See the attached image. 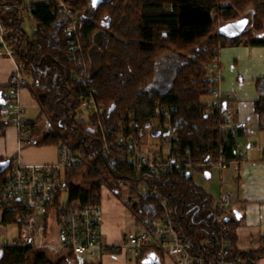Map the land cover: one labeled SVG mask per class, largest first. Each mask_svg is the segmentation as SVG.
Segmentation results:
<instances>
[{"label": "trees", "instance_id": "1", "mask_svg": "<svg viewBox=\"0 0 264 264\" xmlns=\"http://www.w3.org/2000/svg\"><path fill=\"white\" fill-rule=\"evenodd\" d=\"M18 1L0 0L1 18L26 87L40 107L39 117L26 122L29 131L36 134L40 121L45 122L49 130H44V143L96 152L67 168L69 204H101L103 186L120 194V181L132 184L134 196L145 185L158 197L130 203L135 220L161 217L165 210L160 200L165 198L176 230L191 237L202 253L217 257L219 245L206 244L221 234L217 201L195 182L194 173L210 166V159L223 156L236 162L239 156L237 137L219 128L221 111L214 109L213 95L217 83L209 65L222 47L264 45V0H102L97 5L92 0L37 1L32 33L13 6ZM243 17L250 24L239 35L220 33L223 24ZM70 25L75 31L67 30ZM72 41L76 45L70 50ZM256 89L255 111L264 130V77L257 79ZM84 100H94L103 112L87 111ZM9 124L0 122V135ZM121 135L137 136L142 149L151 135L154 155L163 158L171 148L180 166L158 174L148 165H132L130 142H120ZM238 225L233 214L226 217L227 258L257 264L264 251L239 250ZM153 251L162 262L163 253ZM55 252L52 257L54 252L45 249H0V264H71L69 253Z\"/></svg>", "mask_w": 264, "mask_h": 264}, {"label": "built area", "instance_id": "2", "mask_svg": "<svg viewBox=\"0 0 264 264\" xmlns=\"http://www.w3.org/2000/svg\"><path fill=\"white\" fill-rule=\"evenodd\" d=\"M43 1L50 4L54 0ZM13 6H17L25 18L34 19L36 10L33 0H20ZM1 14L0 4V55L15 58L16 48L14 42L7 38L8 29ZM67 30L75 31V25H70ZM75 45L76 43L72 41L70 50H73ZM216 62L218 61L209 65V72L216 67ZM16 66L17 69L12 77L13 83L5 93L1 114L18 127L23 137V144L28 145L34 143V140L30 137L31 132L26 125V109L18 100L19 90L27 86V80L21 73V64L18 63ZM212 78L217 83L213 92L216 99L214 109L221 111L219 128L235 137L237 128L232 123L231 111L224 105L225 98L220 89V77ZM82 106L87 111L103 112V108L98 107L94 100H84ZM241 125L245 126L246 123L243 122ZM150 136L146 138V143L151 139ZM126 140L130 142L129 161L134 166L148 165L158 174L180 166L178 156L175 151H171V148L166 156L161 158V156L156 157L154 152L150 153L149 149L148 151L142 149L137 136L121 135L119 138L120 142ZM166 143L169 145L170 141L166 140ZM238 146L239 143L237 148ZM95 153V151L87 153L83 150H74L68 144L61 143L58 160L53 164H24L19 159L8 162L10 165L8 174L6 179L0 182V211L4 214L3 226H13L16 231L7 238L6 229H0V249L31 247L48 251H66L71 257V264H85L88 254L97 248L107 247L101 243L98 233L103 218L102 205H70L69 199L63 200L64 191L68 192L67 168L82 164L86 158H93ZM238 154L244 155L242 151ZM227 163L228 160L221 156L217 161L210 159L206 165H217L222 169ZM119 184L129 188L132 186L129 181H120ZM154 195L158 197L157 193L144 185L141 186L139 195L133 198L135 201H140L141 198L147 199ZM231 197L230 191L221 189L216 200L221 234L209 238L206 242L208 245H219L217 257L202 253V247L196 246L191 237L176 230L165 198L160 200L165 210L161 217L145 219L141 223L140 230L128 232L120 243L112 247L122 248L136 255H140L146 249L160 250L164 256L175 259L177 264H243L227 258L230 243L226 239L225 219L228 216Z\"/></svg>", "mask_w": 264, "mask_h": 264}, {"label": "crops", "instance_id": "3", "mask_svg": "<svg viewBox=\"0 0 264 264\" xmlns=\"http://www.w3.org/2000/svg\"><path fill=\"white\" fill-rule=\"evenodd\" d=\"M33 2L36 1L33 0ZM217 61L216 67L210 73L212 77H220V89L225 98V105L231 111L232 123L237 128L235 137L239 143L238 153L242 151L244 155L238 154L239 159L236 162L228 160L222 169L217 165H210L204 167L200 173L205 179L218 184V187H215L216 193L213 195L216 200L221 189L228 190L232 194L228 215L233 214L239 220L236 229V247L241 251H264V130L258 125V114L255 111V101L259 96L256 81L264 77V45L251 46L241 43L222 47ZM18 63L17 57L0 55L1 123L7 120L1 114L2 103L7 91V89H2V86H7L12 80ZM18 100L26 110L30 108L40 110L37 100L32 96L28 87L19 90ZM25 119L31 122L36 120L26 114ZM243 122L246 123L245 126L241 125ZM40 123L41 126L36 130V134L33 132L30 134L34 143L28 145L23 144V137L16 125L10 123L6 126L4 133L0 135V182L6 179L8 171H2L11 160L19 159L24 164L57 162L60 143L58 145L44 143V130H49V126L45 125V122L40 121ZM153 141L150 139L146 143L145 151H148L147 147L150 153L156 151ZM123 187L126 190L124 198L119 197L120 194L107 186L102 188L103 218L99 224L98 233L101 243L107 247L97 248L88 254L85 264H144V259L154 252V249H151L152 251H148L140 258V255L131 251L112 247L120 243L128 232L142 228L141 223L135 220L130 210L129 204L134 201L131 196L134 195H130L129 186ZM209 187L213 189L211 184ZM3 216L2 212L0 216L2 223ZM128 218L132 221H128ZM159 264L177 263L175 259L164 256ZM257 264H264V257Z\"/></svg>", "mask_w": 264, "mask_h": 264}, {"label": "rangeland", "instance_id": "4", "mask_svg": "<svg viewBox=\"0 0 264 264\" xmlns=\"http://www.w3.org/2000/svg\"><path fill=\"white\" fill-rule=\"evenodd\" d=\"M35 1L37 2V1H43V0H35ZM61 3L63 4V2H61ZM62 4H60V5L62 7H64V8H66L65 4H63V5ZM248 24H250L249 21H248ZM24 27H25V29L29 33H32L33 30L36 27V22L34 20H31V19H25V25H24ZM94 64H96L95 67L98 66V57L97 58L96 57L94 58V60H93V66H94ZM39 113H40V110L39 109H37V108H30V109H27L26 110V113L25 114L28 117H33V118L36 119L38 117ZM84 119H86V114L84 116ZM145 147H146V145L144 146L143 149H145ZM148 149H149V147L146 148V150H148ZM194 180L200 186L204 187L205 189H208L213 195L216 193L215 187H218V184L217 183L214 184L213 182H210L209 180L205 179V177L200 172L194 173ZM81 183H84L83 180L81 181ZM210 184L212 185L213 189H211L209 187ZM125 194H126V190H125L124 187H122V191H121L119 197L124 198ZM67 199H68V192L67 191H64L63 200H67ZM1 214H2V211H0V216H1ZM128 221H132L131 218H128ZM2 228L6 229V232L7 233H5V234L7 235V238H10L12 236V233L14 234V232L16 231V229L13 226H11V227H5V226L2 225V222L0 221V229H2ZM52 252H54L53 254H51L52 257H56V256H53V255H56V252L55 251H52Z\"/></svg>", "mask_w": 264, "mask_h": 264}, {"label": "water", "instance_id": "5", "mask_svg": "<svg viewBox=\"0 0 264 264\" xmlns=\"http://www.w3.org/2000/svg\"><path fill=\"white\" fill-rule=\"evenodd\" d=\"M92 1L94 5H97L102 0H92ZM247 24H248V19L243 17L236 21L223 24L219 28V31L223 35H226L229 37H235L239 35L245 29ZM234 212L237 213V211H234ZM159 263H160V259L154 252H152L146 259H144V264H159Z\"/></svg>", "mask_w": 264, "mask_h": 264}]
</instances>
